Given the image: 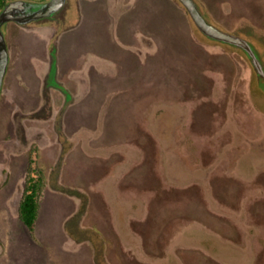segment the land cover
I'll return each mask as SVG.
<instances>
[{"label":"crops","instance_id":"obj_1","mask_svg":"<svg viewBox=\"0 0 264 264\" xmlns=\"http://www.w3.org/2000/svg\"><path fill=\"white\" fill-rule=\"evenodd\" d=\"M122 1L124 10L135 5L134 0ZM146 13L141 11V15ZM141 15L131 19L127 31L130 39L120 42V50L112 49V53L95 61L84 58L81 64L66 67L62 79L58 64L61 32L55 39L53 75L64 90L49 88L62 94L56 108L52 102L53 112L70 99L64 106L63 123L66 132L67 124L77 128L68 138L91 144L107 130L106 118L115 117L121 125L145 123L147 135L161 145L160 152H152L154 162L148 168L160 175L150 180L149 172L146 177L143 174L145 154L133 144L113 148L107 146L109 142L100 143L103 159L113 153L119 159L108 163L99 176H91L94 182L85 191L88 201L79 225L98 228L108 264H264L255 258L257 251L264 250V234L251 224L243 207L264 203V115L254 106L247 87L242 99H236L235 85L217 84L210 87V98L193 94L189 98L191 88L202 91L203 87L187 84L186 62H180L178 67L161 63L165 94L163 100L157 99L156 74L161 66L157 60L167 61L168 56L179 61L185 58L173 54L165 39L159 38L161 29L136 30ZM119 20H111L115 29ZM180 22L172 34L177 33L175 40L188 49V44L195 45V38L188 36L187 27ZM41 28L47 30L44 36L49 44L55 28L50 24ZM99 34L102 39L108 36L106 29H100ZM45 56L43 79L51 65L49 50ZM76 83L77 88L73 86ZM141 92L146 94L143 99ZM99 93L101 98L96 102ZM251 115L258 119L253 120ZM247 121L254 130L246 127ZM92 124L96 127L92 128ZM119 130L118 139L126 138L122 126ZM93 170L96 172V166ZM194 188L201 192L191 197L188 191ZM216 188L222 189V196L237 207L222 202L213 193ZM172 189L178 196L168 194ZM69 198L74 210L79 201ZM221 220L229 224L226 231ZM83 243L76 244V250ZM85 243L93 251L92 244Z\"/></svg>","mask_w":264,"mask_h":264},{"label":"rangeland","instance_id":"obj_2","mask_svg":"<svg viewBox=\"0 0 264 264\" xmlns=\"http://www.w3.org/2000/svg\"><path fill=\"white\" fill-rule=\"evenodd\" d=\"M7 1L12 0H0V9ZM24 1L21 13L30 14L42 9L48 0ZM198 1L203 5L214 25L248 39L264 57V0ZM134 2L135 5L133 3L124 10L125 4L122 0H65L63 6L52 13L59 22L61 32L58 37L61 79L64 77L63 71L66 67L81 64L84 58L87 61H95L101 55L112 53V49L120 50L122 48L120 42L130 39L127 31L131 19L141 15V11H146L147 13L142 14L140 20L138 18L136 30L161 29L159 38L165 39L173 54L179 53L177 56L181 54L185 58L179 61L175 56L173 58L168 56L167 61L157 60V65L164 63L168 67L169 65L178 67L180 62L183 64L186 62L187 84L191 87L193 85L203 87L202 91L189 88L190 91L187 93L189 98L192 94L210 98V87L217 84L223 87L235 85L236 99H242L245 96L244 87H247L254 106L264 115V91L258 86L255 73L240 49L226 42H217L203 34L178 0H134ZM131 9V12L128 11ZM181 13L185 16L183 17ZM116 17L120 20L115 29L111 20ZM180 21H183L182 24L187 27L188 36L196 40L192 38L195 45L188 44V49L175 40L178 38L176 36H179L177 33L172 34L180 25ZM47 24L49 23L38 20L24 25L8 21L0 28L8 51V60L0 87V264H87L93 260V251L89 245L85 241H77L65 230V223L77 210L80 198L56 190L50 185L51 171L60 157L62 148L55 128V117L63 106L53 112L52 102L54 101L56 108L62 100V94L58 90L49 88V86L57 87L55 77L52 80L54 84L49 85L48 75L44 79L42 76L43 61H47L45 55L49 50V44L44 36L47 30L41 27ZM36 26L39 27L35 28ZM100 29L107 30V38L100 37ZM162 68L163 65L157 67L159 75L156 74V97L161 100L164 99L165 94L163 91L165 76ZM139 72L142 77L141 68ZM46 85L52 100V115L45 119L28 116L41 107ZM73 86L77 88V83ZM81 89L83 90L82 87ZM143 94L140 93V99L146 96ZM100 95L101 93L94 99L96 102H99ZM64 109L65 107L62 109L61 126L70 146L61 159L57 177L60 185L85 193L88 201V194L85 191L91 189L93 181L91 176H99L100 170L106 168L108 163L119 159L116 153L110 155L107 160L100 156L102 146L99 144L103 142H109L107 146L113 148L126 143L133 144L145 154L142 160L144 176L146 177L149 172L150 180H153V175H160L158 172L155 174L148 170L154 162L152 152H160L161 145L147 135L145 123L130 122L121 125L117 124L115 117H107L105 124L107 130L104 135L91 144H86L84 140L68 138V135L72 134L71 131L77 127L70 123L66 128L69 133L65 131L62 116ZM211 109L212 106L208 107L207 112ZM206 115L210 114L206 113ZM251 116L255 121L258 119L254 115ZM121 126L126 137L124 139H118L121 136L119 130ZM94 127L95 124H92V128ZM246 127L250 130L255 128L250 121H247ZM261 130L264 135V125ZM73 146L74 149L71 150ZM205 158L209 159V157ZM93 166H96V172ZM31 178L34 180L40 178L42 186L36 193L37 218L31 229H28L19 217V205L25 194V184L29 183ZM158 178L156 176L157 182ZM188 192L194 197L201 191L194 188ZM213 193L228 206L237 207L231 199L222 196L225 194L222 189L216 188ZM168 194L172 197L178 196L174 189ZM69 197L79 201L74 210H71L73 204ZM243 207L249 214L251 224L258 226L264 234V203L247 204ZM220 223L226 231L229 224L225 220H221ZM90 229L98 232L95 225ZM79 243L83 244L76 250V244ZM255 258L264 261V250L257 251Z\"/></svg>","mask_w":264,"mask_h":264},{"label":"trees","instance_id":"obj_3","mask_svg":"<svg viewBox=\"0 0 264 264\" xmlns=\"http://www.w3.org/2000/svg\"><path fill=\"white\" fill-rule=\"evenodd\" d=\"M196 3L199 11L202 13V15L205 17L207 21L212 23L208 13L204 9L203 5L198 1L194 0ZM4 3L2 4V6ZM38 21H43L45 23H49L50 25L54 26L55 31L53 33V36L51 38V41L49 43V55H50V74L48 76V84L53 85L54 83L52 80L54 79L53 70H54V64H55V39L57 35L60 33L59 28V22L55 19V15L48 16V17H42L37 19ZM213 24V23H212ZM216 41V40H215ZM218 42V41H217ZM55 82V81H54ZM55 85L59 87L60 89L64 90L61 85H59L58 82H55ZM48 85L44 87V93H43V103L40 108H38L36 111L30 113L28 116L34 117V118H40L45 119L52 115L51 110V98L48 92ZM69 102L67 99L61 108V110L58 112V114L55 117V128L57 131L58 139L61 142L62 148L60 157L54 166L53 170L51 171L50 175V185L52 188L56 190H60L62 192H65L66 194L78 196L80 198V205L78 206L77 210L68 218V220L65 223V230L70 234L73 238H75L77 241H89L93 246V260L94 264H108L104 258L103 254V240L100 234L90 228H84L79 225V220L81 216L83 215L86 203H87V196L85 193L80 192L78 190H75L71 187H65L58 183L57 177L59 173V168L61 164V159L63 154L66 152V150L69 148L70 143L68 139L65 137L62 131L61 126V114L62 109L64 106ZM30 182L25 184V194L20 202L19 205V217L23 224L28 228L31 229L33 226L36 218H37V210H38V203L36 198V193L38 190H40L42 186L41 179L38 178L34 180L33 178L29 179Z\"/></svg>","mask_w":264,"mask_h":264},{"label":"water","instance_id":"obj_4","mask_svg":"<svg viewBox=\"0 0 264 264\" xmlns=\"http://www.w3.org/2000/svg\"><path fill=\"white\" fill-rule=\"evenodd\" d=\"M178 1L183 5L187 13L189 14L191 20L193 21V23L203 34L214 40L220 42H226L242 48L247 54V56L250 58L251 64L256 69L257 74L259 75L261 74L258 58L247 40H245L244 38H242L241 36L235 33L222 30L221 28L207 21L205 17L202 15V13L199 11L194 0H178ZM24 2H25L24 0H15L9 2L5 6L3 11L0 13V21L2 19L5 20L13 19L16 22L22 23L27 20L39 19L45 16H49L58 9H60L65 3V0H49L48 2L45 3L42 9L30 14L21 13L22 8L24 7ZM14 9L18 11V14L12 15L11 17L3 16L5 14L7 15L11 13L12 10ZM7 60H8V51L3 36V32L0 29V87L3 79L5 67L7 64Z\"/></svg>","mask_w":264,"mask_h":264},{"label":"flooded vegetation","instance_id":"obj_5","mask_svg":"<svg viewBox=\"0 0 264 264\" xmlns=\"http://www.w3.org/2000/svg\"><path fill=\"white\" fill-rule=\"evenodd\" d=\"M12 1H15V0H12ZM12 1H7L6 3H4V5L1 7V9H0V13L3 11V9L5 8V6L9 3V2H12ZM49 1V0H48ZM47 1V2H48ZM23 9V8H22ZM16 14H18V11H16L15 9L14 10H12V12L11 13H9V14H5V15H3V16H9V17H11L12 15H16ZM49 16H52V14L51 15H49ZM45 17H48V16H45ZM35 20H37V19H32V20H27V21H25V22H22V23H19V22H16V21H14L13 19H2L1 21H0V28H1V26H3L6 22H8V21H13V22H16V23H18L19 25H24V24H26V23H29V22H31V21H35ZM3 32V31H2ZM233 33V32H232ZM235 34H237V33H235ZM237 35H239V34H237ZM3 36H4V34H3ZM240 36V35H239ZM242 38H244V37H242ZM245 40H247L248 42H249V44L251 45V47H252V49L254 50V52H255V54H256V56H257V58H258V61H259V64H260V69H261V74L259 75V74H257V72H256V69L252 66V64H251V60H250V58L247 56V54L245 53V51L242 49V48H240V47H238V46H234L233 45V47H236V48H238V49H240L243 53H244V55L247 57V59H248V61H249V63H250V65H251V67H252V69H253V71H254V73H255V76H256V79H257V83H258V86L260 87V89H262L263 91H264V57H262V55H261V53H259L257 50H256V48L254 47V45L248 40V39H246V38H244ZM214 40V39H213ZM217 41V40H216ZM218 42H220V41H218ZM232 45V44H231ZM50 74H52V73H50V69H49V73H48V76L50 75Z\"/></svg>","mask_w":264,"mask_h":264}]
</instances>
